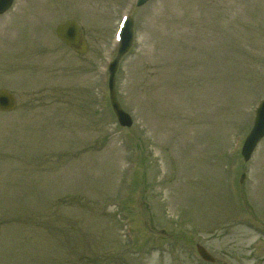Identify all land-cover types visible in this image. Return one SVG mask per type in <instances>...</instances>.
<instances>
[{"label":"rangeland","instance_id":"rangeland-1","mask_svg":"<svg viewBox=\"0 0 264 264\" xmlns=\"http://www.w3.org/2000/svg\"><path fill=\"white\" fill-rule=\"evenodd\" d=\"M16 0L0 16V264H264V0ZM124 15L134 42L108 71ZM84 28V55L56 36ZM245 175L241 182L242 176Z\"/></svg>","mask_w":264,"mask_h":264},{"label":"water","instance_id":"water-1","mask_svg":"<svg viewBox=\"0 0 264 264\" xmlns=\"http://www.w3.org/2000/svg\"><path fill=\"white\" fill-rule=\"evenodd\" d=\"M148 0H140L139 3L144 4ZM14 0H0V15L8 12ZM132 28L133 23H128L123 31V39L121 43V48L118 53V57L113 62L110 67V98L113 110L118 117L120 124L124 127H131L133 125V120L129 114L124 112L116 99L114 80L117 71L118 63L122 56L130 49L132 45ZM56 34L60 40H62L69 47H73L78 50L80 54H85L88 50V44L84 39V34L80 26L75 21H67L59 24L56 29ZM16 108V99L14 94L7 90L0 91V110L3 112H11ZM264 138V101L259 106L255 124L252 132L248 136L242 151L245 161H249L254 150ZM198 252L200 256L208 261L214 262V258L208 254V252L203 247H198Z\"/></svg>","mask_w":264,"mask_h":264},{"label":"bare ground","instance_id":"bare-ground-1","mask_svg":"<svg viewBox=\"0 0 264 264\" xmlns=\"http://www.w3.org/2000/svg\"><path fill=\"white\" fill-rule=\"evenodd\" d=\"M141 8H143V7H141ZM141 8H140V9H141Z\"/></svg>","mask_w":264,"mask_h":264}]
</instances>
